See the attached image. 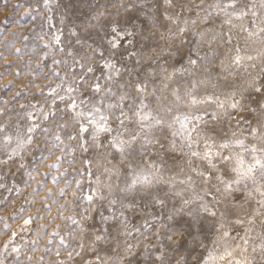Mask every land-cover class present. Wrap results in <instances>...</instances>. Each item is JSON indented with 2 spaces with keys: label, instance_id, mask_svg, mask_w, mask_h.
I'll use <instances>...</instances> for the list:
<instances>
[{
  "label": "snow or ice",
  "instance_id": "snow-or-ice-1",
  "mask_svg": "<svg viewBox=\"0 0 264 264\" xmlns=\"http://www.w3.org/2000/svg\"><path fill=\"white\" fill-rule=\"evenodd\" d=\"M48 2L44 0L45 6ZM114 6L123 9L117 11L123 24L109 21L104 37L108 48H93L86 43L90 37H78L81 47L67 53L71 63L52 61L55 67L49 75L59 83L50 80L46 91L39 89L42 100L20 105L24 112L14 122L15 135L7 123H0V143L14 145L0 164L23 161L33 146L50 155L61 153L49 166L57 171L70 154L87 157V171L76 170L81 179L60 189L63 199L75 184L71 200L62 206L74 214L58 212L65 227L57 225L46 242L59 240L56 256L61 255L60 247L66 250L57 264H73L77 257L78 264H132L128 258L139 242L130 243L128 237L139 229L128 226L126 213L142 210L138 197L161 209L168 208L169 198L174 201L166 219L180 227L161 225L174 250L188 237L203 235L207 240L209 232L214 235L210 248L201 242L207 255L195 264H248L235 252L247 253L257 226L262 230L258 247L264 254V0H216L211 10L204 0H155L153 7L163 23L149 25L150 35L141 36L156 41L151 55L127 53L140 66L136 72L122 68L115 57L125 43L131 46L136 40L138 17L132 13L139 10L137 0H116ZM105 14L97 12L96 19ZM157 24L165 31H158ZM70 31L77 36L75 28ZM58 32L45 47L63 52V33ZM85 47L91 52L79 55ZM20 119L25 120L23 126ZM49 140L52 147H47ZM120 169L124 186L114 187L110 181L119 178ZM166 170L173 174L165 178ZM161 184L167 186L163 196V190H156ZM93 211L99 214V228L87 223L94 219ZM30 223L31 217L24 226ZM144 226L153 225L145 220ZM237 226L244 229L243 236L233 235ZM12 244L10 239L4 251ZM101 246L111 254L101 256ZM157 251L151 264H171L163 246ZM12 252L19 254L20 248L13 246ZM175 264L186 262L180 257Z\"/></svg>",
  "mask_w": 264,
  "mask_h": 264
},
{
  "label": "rangeland",
  "instance_id": "rangeland-1",
  "mask_svg": "<svg viewBox=\"0 0 264 264\" xmlns=\"http://www.w3.org/2000/svg\"><path fill=\"white\" fill-rule=\"evenodd\" d=\"M194 2L199 4L201 0H194ZM215 2L216 0H204L205 7L209 10H211L209 6ZM154 3L155 0H137L139 10L132 13L134 17H138L135 20L136 40L131 46L125 43L124 47L119 50L120 54L115 57L122 68H131L134 72L140 70V66L127 57L128 52L144 51L145 55H151L150 49L155 46L156 41L144 40L141 36L150 35L149 25L157 21L163 23L153 7ZM115 4L116 0H49L48 5L45 6L44 0H0V109L4 110V113L0 115V123H7L11 134L15 135L14 122L24 112L20 105L42 100L43 97L39 95V89L44 88L46 91L49 81L55 80L49 75L55 67L52 63L53 59H65L71 63L72 57L67 53L69 50L75 52L81 47L76 44L78 37L81 40L90 37L86 43L92 45L93 48L97 46H101L103 49L108 48L104 37L106 31L109 30L107 27L109 21L121 20V24H123V20L117 15V11L122 13L123 9H117ZM97 12L106 14L97 20ZM219 23L217 20L215 25L217 29ZM128 27L132 30L131 25ZM73 28H75L77 36H73L71 33L70 30ZM58 30L63 33L61 36L63 52L58 51L56 47H45L51 43L54 34H59ZM157 30L165 31L164 28L159 27V24H157ZM85 52H91V49L85 47L79 55H83ZM105 54L108 55V52L106 51ZM252 54L255 55V53ZM65 67V65L60 66L61 69H65ZM46 75L49 76V79H45ZM128 78L127 75L124 76L125 80ZM55 82L59 83V80H55ZM176 86V84L171 85L173 88ZM19 122L21 126L25 124L24 119H20ZM52 143L49 140L47 147H52ZM12 146L0 143V159H7L5 152L10 151ZM53 151H55L54 148ZM23 155V161L17 159L9 161L7 165L0 164V185H2L0 186V253H3L0 259L3 260V264H57L58 261L65 259L66 250L60 247L61 255L56 256L59 240L54 239L51 245L46 242L50 238V234L56 230L57 225L61 229L65 227L66 222L57 216L58 212L63 211L65 215L74 214L66 211L62 206L66 201L71 200V189L75 188V184L73 183L71 189L66 190L68 195L63 199L60 198V189H63L69 181L81 179L76 170L87 171V167L83 164V160L87 157H82L78 152L70 154L57 171L49 166L55 163L57 156L61 155L59 151H55V155H50L42 148L38 149L33 146L27 149ZM73 158H75V163H69ZM20 163H23V168L19 166ZM112 163H118V160H113ZM172 174L167 170L163 173L165 178ZM101 179L105 178L101 177ZM88 182V178L85 177L83 185L85 191H87ZM110 183L114 187H123L124 170L120 169L119 178L113 177ZM156 190H163L161 192L163 196V192L167 191V186L158 185ZM111 198L109 196V199ZM106 203L105 201V205ZM137 203L141 205L142 210L126 213L129 217L128 226L139 229L138 232L133 231L132 236L128 237L130 243L139 242L134 250V256L128 258L132 264H151L154 256L159 255L157 249L161 246L167 252L171 264H175L176 259L180 257L184 258L186 264H195L199 257L207 255L205 248L200 245L202 242L205 246L211 247V241L214 239L211 232H209L207 240L203 235L197 236L195 239L188 237L183 247L176 250L169 247L170 242L166 239L167 230L162 228V223H168L170 227H180L179 224H174L166 219L167 213L174 203L171 198L168 200V208L164 209L152 206L147 200H140L139 197ZM100 210L104 211L105 215L109 214L103 207ZM91 215L94 219H90L87 223L95 224L97 228L101 227L99 214L93 211ZM153 216H157L159 219L153 221ZM29 217L32 218V223L25 227L24 221ZM54 217L56 218L55 223H52ZM145 220L153 226L145 227ZM45 225L46 227H42ZM236 232H239L240 236L244 235V229L239 226L233 232L234 236ZM261 233L262 230L257 226L256 230L251 233L253 239L250 240L247 253L236 249L237 259H246L248 264H264V254L258 247ZM61 235H64L63 231ZM10 239L14 240V244L9 245L5 252L4 245ZM34 240L37 241L36 245L32 243ZM85 242L87 243V241ZM71 244L72 247H75V242H71ZM13 246L20 248L19 254L12 252ZM34 248L35 250H33ZM253 248L256 250L253 251ZM106 249L107 246H101L99 254L105 257L110 255V250ZM67 250L70 251L71 248ZM41 256L44 257L42 262L40 261ZM29 257H31V261H29ZM78 262L79 258L77 257L73 264H78ZM218 264H224V262L219 261Z\"/></svg>",
  "mask_w": 264,
  "mask_h": 264
}]
</instances>
